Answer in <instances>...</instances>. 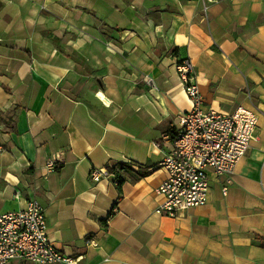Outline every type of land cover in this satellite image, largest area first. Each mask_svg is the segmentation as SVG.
<instances>
[{
    "label": "crops",
    "instance_id": "0c3cea01",
    "mask_svg": "<svg viewBox=\"0 0 264 264\" xmlns=\"http://www.w3.org/2000/svg\"><path fill=\"white\" fill-rule=\"evenodd\" d=\"M183 59L205 111L258 123L227 193L209 171L207 203L168 216L161 137L192 107ZM33 197L78 264H264V0H0V212Z\"/></svg>",
    "mask_w": 264,
    "mask_h": 264
},
{
    "label": "built area",
    "instance_id": "2783aa9c",
    "mask_svg": "<svg viewBox=\"0 0 264 264\" xmlns=\"http://www.w3.org/2000/svg\"><path fill=\"white\" fill-rule=\"evenodd\" d=\"M176 69L192 107L179 113L170 131L161 137L171 149L160 162L167 177L157 188L164 200L155 211L168 216L207 203L209 171L225 176L222 192L227 193L235 166L247 153L258 123V112L243 106L231 113L205 111L192 62L183 59ZM60 162L61 152L50 155L45 162L46 174L55 171ZM103 175H108L104 168L90 171L92 181ZM80 258L62 252L51 241L45 206L38 198L30 199L22 209L0 212V264L20 260L30 264H78Z\"/></svg>",
    "mask_w": 264,
    "mask_h": 264
},
{
    "label": "trees",
    "instance_id": "16d2710c",
    "mask_svg": "<svg viewBox=\"0 0 264 264\" xmlns=\"http://www.w3.org/2000/svg\"><path fill=\"white\" fill-rule=\"evenodd\" d=\"M126 167L127 166L123 163H118V164H115V165L109 167L110 172L112 174H114L115 177L117 178L118 184H121V182H123V174L121 173L120 168H126ZM139 168H138V170L133 171L137 175L136 177L143 176L146 174V171H143L141 173V171H140L141 167H139ZM260 241H261V244L264 246V238H260Z\"/></svg>",
    "mask_w": 264,
    "mask_h": 264
}]
</instances>
